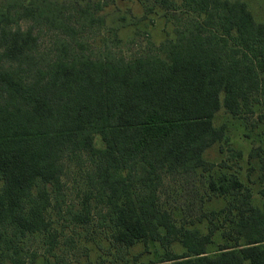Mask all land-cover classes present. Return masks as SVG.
<instances>
[{
    "label": "trees",
    "instance_id": "1",
    "mask_svg": "<svg viewBox=\"0 0 264 264\" xmlns=\"http://www.w3.org/2000/svg\"><path fill=\"white\" fill-rule=\"evenodd\" d=\"M142 1L195 18L156 52L127 60L86 51L45 0H0V264H24L15 242L26 235L47 236V251L56 246L48 210L63 202L66 161L84 156L93 188L68 221L89 224L95 199L118 245L180 243L184 252L168 251L166 264H264V208L235 176L208 178L213 195L230 198L231 244L208 250L214 228L201 235L178 227L158 204L164 176L214 168L205 156L226 141L227 126L214 125L221 110L254 114V96L264 94V24L244 0ZM22 20L33 24L22 30ZM34 27L64 37L39 53ZM255 158L264 179V149L255 148Z\"/></svg>",
    "mask_w": 264,
    "mask_h": 264
},
{
    "label": "rangeland",
    "instance_id": "2",
    "mask_svg": "<svg viewBox=\"0 0 264 264\" xmlns=\"http://www.w3.org/2000/svg\"><path fill=\"white\" fill-rule=\"evenodd\" d=\"M45 1L62 10L78 32L76 38L86 51L113 50L127 60L156 52L162 42L174 36L176 29L182 28L188 19L195 18L182 7L175 12L164 11L142 0ZM244 2L255 21L264 24V0ZM32 24L30 20H22L18 27L27 30ZM33 32L38 33L39 53L48 52L56 36L64 37L45 27H34ZM254 99L258 100L253 103L254 114L233 117L221 110L216 115L214 125L227 126L226 141L206 152L205 160L214 166L210 172L164 176L159 189L158 204L171 215L176 226L197 230L201 235L214 228L213 243L207 246L208 250L227 242L231 244L224 236V232L230 229L227 208L230 198L213 195L208 189L209 176L214 180L224 174L235 176L252 194L253 205L264 208L261 157L249 159L255 148L264 149V120L258 119L259 115H264V94L255 95ZM222 162L226 165L221 166ZM92 172V165L85 156L66 161L62 177L63 202L60 210L55 201L48 210L57 232V244L47 251L45 235H26L17 239L18 258L24 264H166L164 260L168 251L184 252L178 242L170 247L161 246L159 242H138L132 247L118 245L112 238L114 229L105 215L106 210L101 212L98 206L95 207V199L90 202L89 224L76 225L68 221L67 213L81 208L84 196L93 188L89 181Z\"/></svg>",
    "mask_w": 264,
    "mask_h": 264
}]
</instances>
